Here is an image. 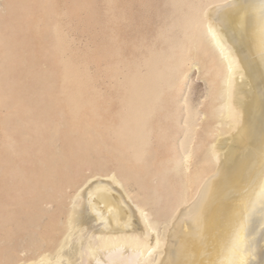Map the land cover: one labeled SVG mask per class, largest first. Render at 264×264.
Returning a JSON list of instances; mask_svg holds the SVG:
<instances>
[{"label":"bare ground","instance_id":"bare-ground-1","mask_svg":"<svg viewBox=\"0 0 264 264\" xmlns=\"http://www.w3.org/2000/svg\"><path fill=\"white\" fill-rule=\"evenodd\" d=\"M210 1L205 8L191 2L188 11L183 5L177 7L183 27L177 42L179 61L171 63L162 57L164 52L152 51L142 62L150 60L148 65H141L129 77L125 115L105 126L106 133L97 130L99 123L89 117L0 119L1 222L15 219V210L47 208L55 195L66 194L58 171L50 173L44 183L32 179V174L38 178V171L49 167L44 154L46 137L55 130L65 129L66 137L79 134L84 145L94 142L89 153L115 151L126 161L144 164L148 172L149 124L161 84L169 79L171 86L183 82L188 75L184 68L204 44L215 56L221 76L213 108L217 139L196 163H192L193 143L197 120L202 118L197 119V107L184 100L185 131L176 142L177 168L183 173L180 196L170 195L169 204L163 202L162 207L160 191H148L139 176L142 172L127 171L122 163L119 174L106 169L92 175L71 197L66 219L59 223L61 235L52 231L47 243L54 249L28 264H264V0ZM175 55L172 52L168 57ZM84 73L68 64L64 78L81 88ZM82 104L77 94L72 95L70 112L76 114ZM53 138L49 136L50 146ZM94 156L79 161L77 170ZM153 203L156 208L150 209ZM169 209H173L169 219L159 216Z\"/></svg>","mask_w":264,"mask_h":264},{"label":"rangeland","instance_id":"rangeland-1","mask_svg":"<svg viewBox=\"0 0 264 264\" xmlns=\"http://www.w3.org/2000/svg\"><path fill=\"white\" fill-rule=\"evenodd\" d=\"M190 2L203 8L211 3L210 0H0V119L89 117L99 123L97 130L106 133L105 129L103 131L105 126L125 115L129 77L141 65L144 68L148 65L150 60L142 62L152 51L164 52L162 57L171 63L179 61L181 46L177 42L183 27L179 21L182 13L177 11V7L183 5L184 11H188ZM12 30H16L15 35ZM167 37L176 39L168 40ZM172 52L177 55L168 57ZM193 62L200 68L193 66ZM68 64H72L78 73L82 69L85 71L86 80L81 88L65 81ZM184 70L188 75L183 82L171 86L172 80L169 79L161 84L160 96L151 115L152 123L149 124L152 141L148 149L147 165H151L148 172H145L144 164L126 161L115 151L89 153L94 142L84 145L79 134L66 137L65 129L50 134L54 135L53 146L49 143L50 135L46 137L44 154L49 167L41 168L38 178L32 174V179L44 183L50 173L58 171L66 183L63 185L66 194L61 197L55 195L47 208H23L15 210V219L14 216L2 219L0 264L36 262L46 250H53L54 247H48L47 242L52 231L61 235L59 223L66 219L71 197L92 175L107 170L119 174L120 163L127 167V171L142 172L139 176H143L140 178L148 191H164L158 193L162 197V207L165 202H170V195L180 196L183 173L177 168L179 152L176 142L183 138L185 131L182 122L186 116L184 100L188 98L189 103L197 107V119L202 118L197 120L193 143L192 163H196L217 139V118L213 108L217 104L221 81L216 58L205 44L199 47L194 60ZM74 94L83 102L76 114H72L69 108ZM38 154H43V151L39 150ZM89 155H95L93 160L85 162L83 168L77 170V163L86 161ZM161 181L165 184L162 185ZM192 196L191 189L188 191L189 199ZM81 204L83 210L85 202ZM149 208L155 209L156 204ZM172 213L173 209L164 210L159 216L169 219Z\"/></svg>","mask_w":264,"mask_h":264}]
</instances>
